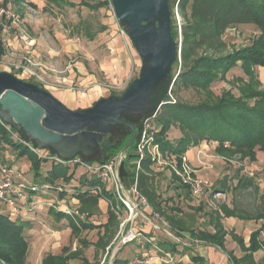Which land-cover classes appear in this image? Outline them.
<instances>
[{"label": "trees", "instance_id": "obj_1", "mask_svg": "<svg viewBox=\"0 0 264 264\" xmlns=\"http://www.w3.org/2000/svg\"><path fill=\"white\" fill-rule=\"evenodd\" d=\"M13 1L19 4L23 0ZM50 1L59 7L70 2L68 0H48V2ZM168 1L171 10L176 0ZM8 2L9 0H3L2 4L7 6ZM178 10L182 16V43L180 47L182 70L175 77L171 93L173 92L176 95L174 92L175 87H192L202 91L205 97L196 103L181 101L178 97H175L174 102H164L155 111L156 115L152 121L154 143L158 144L163 154H175L178 161H180V157L188 147L198 145L202 140L216 141V151L226 156L227 161L236 154H239L241 158L248 156L254 160L256 150L264 152V83L262 84L258 78L255 69L256 66L264 67V0H179ZM170 24L171 34L175 39L177 29L173 11H171ZM238 25L254 26L259 31V35L252 45L227 51L228 42L224 34L229 29L238 27ZM88 34L87 36L90 39L94 37V34ZM1 53L0 48V55ZM239 61L247 79H244L243 76L236 78L237 93L234 94L231 89H226L220 95H214L211 90L212 83L216 79H225L226 74L236 67ZM176 62H178V58ZM18 76L21 79L24 78L19 73ZM35 84L44 88L40 83ZM169 99L171 100L170 97ZM131 123L139 132V125L134 121ZM173 126L177 127L180 132V136L177 137L176 141L169 140L167 137ZM113 129H115L114 125L111 131ZM130 135L131 132L128 127V133L116 142L113 140L105 141L102 138L101 153L97 161H107L108 159L105 156L109 154L111 157L117 147L127 145L130 142ZM0 142L13 146L14 149L19 151L20 144L14 142L10 133L1 124ZM135 146L136 141L134 140L129 148ZM22 150L18 152L20 157L31 152L26 146ZM33 155L29 157L33 162L32 167L36 173L35 175H38L41 167L40 158L37 162L33 159ZM135 157L134 153L128 152L127 159ZM150 160L149 155L143 159V170L149 169ZM125 162L126 160L123 159L118 166L122 178H125L129 172L124 168ZM64 167L67 166L60 163L53 165L47 172L49 176L45 177V181L54 183L59 175L70 178V176H67L68 172ZM240 171L241 168L238 169L239 173ZM143 173L145 172L142 171L140 174L141 181L142 178H146ZM70 174L72 175L73 172ZM95 181H97L96 178ZM238 181L239 184L236 189H244L251 184L249 178L244 174ZM225 185H223L224 188ZM142 190L144 191V189ZM106 197L108 196L106 195ZM219 209L212 211L210 215L212 225L215 228L214 233H204L202 236L223 248V237L226 232L219 222L221 212L225 216H230L236 214V210L234 207L229 209L226 205L219 206ZM49 211L53 212L52 209ZM108 214L107 222L97 225L99 228L104 227L103 232L99 233L96 241V243L103 246L110 239L112 234L110 228L114 226L116 221L115 214L110 211ZM53 215L59 220L64 218L63 213L59 211L53 212ZM68 220L74 233L80 231L79 226L81 229L96 226L92 222H83L72 217ZM257 235V233L250 235L251 244L246 248V251L260 247L261 243L257 242ZM28 249V240L25 237V231L19 218L0 213V260L5 261L6 264H26ZM68 254L64 257L60 256L62 261L55 264H66L65 260H67ZM250 256L251 254L246 253L240 259L233 257L234 264H241ZM54 258V256H50V260H44L43 264L55 262L56 259ZM203 260L197 254L191 256V264H203ZM83 263L88 264V261L83 258ZM124 263L125 261L116 255V259L112 264Z\"/></svg>", "mask_w": 264, "mask_h": 264}, {"label": "crops", "instance_id": "obj_2", "mask_svg": "<svg viewBox=\"0 0 264 264\" xmlns=\"http://www.w3.org/2000/svg\"><path fill=\"white\" fill-rule=\"evenodd\" d=\"M23 1L28 2L29 5H31V3L34 4V2L29 0ZM28 4L27 7H29ZM54 5L57 6V4ZM111 27L114 29V31H110L109 36H107L104 32V38L100 39L105 41V47H103L105 58L101 60L102 56H100V58L97 56L99 61H96V56H91V54L88 51H85L84 48H79L77 44H69V42L66 40L64 41L61 39L60 42L63 45L62 52L73 57L70 59V63L66 65L63 70H61L55 67L53 64L33 55V52H35L33 49L35 41L33 37L28 34L25 21L11 23V33L7 37L8 47L7 49L0 47L2 50L0 58L10 61L19 60L20 56L23 55L24 50H31L33 57L39 60L42 64H49L47 66L52 69L46 71L43 70L49 77V81L53 83L52 86H44V88L47 89L52 95L54 94L58 100L63 102L67 107L69 106L71 108L82 109L84 106L88 107L95 103L99 97L106 96V92L101 87L102 83L124 78V76L130 71V67L139 60V56L134 52L133 49L130 48L129 44L124 39H122L118 33V30L112 25ZM101 35L102 34H100L99 38L102 37ZM19 40L21 43H18ZM58 52H60V50ZM5 69L7 68L2 67V70ZM262 73H264V71H262ZM57 81H60L64 86L54 84ZM89 102L92 104H88ZM124 136L125 135L120 138H123ZM213 143L214 141L202 140L198 145L188 147V149L182 155L184 157L186 156L190 168L194 170V172L191 173L192 176H207L210 180V177L213 176V173L210 169L209 160L214 157L225 159V165L221 166L222 170H226L228 166L230 168V164L228 162L229 160L227 161L226 156L216 151L217 143ZM255 152L258 159L260 156L264 158L263 152L260 150H256ZM170 156L172 158L171 160H173L172 162H175V154L170 153ZM163 158H166V156L164 155ZM137 160V156L135 158L126 160L124 168L129 172L125 178L121 177L123 185H125V188L128 189V187L136 182V184L139 185V189H144V194L147 196V198H149L153 209L161 213L162 216L170 223V227L174 229L173 232L175 233V236L172 238L174 233L172 235L170 232L171 235H169L167 230H165L163 227L154 228L150 222L139 223L136 221L133 228L134 230L141 233L138 241L142 242L145 240L146 243L144 249H140L136 240L130 251L127 253L125 252V255L117 254L118 258L125 261L124 264H128V261L130 258H132L133 254L143 253L144 250H152L155 245L158 247L160 246V248L172 256L174 262H171L170 264H191V256L194 254H197L204 259L203 264H234L233 257L240 259L246 255V253L251 254V256L248 259H245L241 264H264V176L250 178L245 173H241V171L239 173L237 171V179H231L229 184L215 183L210 180L212 183V189L205 188L199 197H193L190 193L189 186L182 182L181 178L176 174L175 171L169 170V173L164 172L163 174L161 173L158 175L160 179L166 178V181H173L171 189L168 188L169 191L167 193L169 197H166L165 194L167 193H164L163 191L159 192L158 190L154 191L152 186H149V184L146 185L144 183L147 179L152 182L151 179H153L152 177L155 176L154 174L145 172L148 173V175L146 178H142V181L140 180V173L137 175V173L133 171L134 168H140L141 162L138 164V166ZM202 160H206V163L209 164V166H204V168L200 162ZM6 162L9 163L8 161ZM94 162L97 161L94 160ZM163 162L166 163L167 161ZM154 164H156L155 159H153V162H151L149 167L154 166ZM229 168L226 173L229 175L228 178H231L232 175L230 174L231 170ZM154 169L156 170V168ZM258 169V172H264V168L260 167ZM218 174L222 175V171H218ZM243 174L249 178L251 184H249V186L244 189H236L239 184L238 179L243 176ZM158 176L156 178H158ZM84 179L86 181L82 183ZM70 180L71 178L66 180V182L69 183ZM94 182V176L90 175V177H88V175L84 173V175L81 176L79 180H74L75 184H69L73 186V190L70 193L65 191L61 193L60 196L63 201L67 197L70 198V196H77V200L81 204L80 208L82 211L87 213V217L85 220H83V222L88 221L94 224L95 218H97L95 215L101 212L103 217L101 216L102 220H100L98 223H105L108 219V212L110 211L112 213L109 203L104 200L102 195L98 196L95 194H90L87 190H85L88 189V187H92L91 185ZM171 182H169V184H171ZM224 184H226V187H222V190H219ZM80 189L83 190L82 194L80 193ZM223 191H230V194L237 195L238 198H241V196H239L240 193L252 191L258 196L259 201L255 207L253 206L248 208L242 205L236 206L237 202L234 199L231 200L230 204L228 202L227 204H224L229 209L234 207L236 214L225 216L221 212V218L219 222L226 232L223 237V248H221L217 244L206 240L202 235L204 233L212 234L215 231L210 215L212 211L220 210L219 206L222 204L217 205L215 203V201L218 202L221 200V198L217 199L214 197L215 200L212 198L216 192L225 193ZM86 193H89L87 198H85ZM106 195L108 196V199L110 198V200H112V203L115 202L110 191L107 190ZM226 197L222 198V200L224 201ZM5 207L6 206L3 204L0 205V213L9 214ZM96 210H98V212H96ZM45 211L48 214L51 213L49 210ZM40 212L41 211L36 212V215L39 216ZM43 212L44 211H42L41 214H43ZM115 216L118 218L116 214ZM14 217L19 218L25 231V229H27L26 227L29 225L28 219H24L21 216ZM67 221V224H69V220ZM253 233L258 234L256 237L257 242H259V244L261 243V245L255 250L246 251V248H248L251 244L249 238ZM69 254L67 260H70L71 258ZM65 255L67 254H58L53 256L57 258L58 256L64 257ZM156 255L163 256V253L159 251ZM67 260L65 261L67 262ZM43 262L44 260L41 264H43ZM53 263H57L56 260L55 262L53 261ZM154 264H165V262L156 260L154 261Z\"/></svg>", "mask_w": 264, "mask_h": 264}, {"label": "rangeland", "instance_id": "obj_3", "mask_svg": "<svg viewBox=\"0 0 264 264\" xmlns=\"http://www.w3.org/2000/svg\"><path fill=\"white\" fill-rule=\"evenodd\" d=\"M29 1H32L34 2V4L35 3L36 4L29 5L28 2L26 1H23L22 3L17 4L15 3V1L9 0L7 5L10 6V10L18 18V21L16 22L25 21L26 28L28 29V34L31 37H33L35 41V44L33 46L34 47L33 49L35 52H33V55L37 56L38 58L44 61H47L53 64L58 69L63 70L64 67L70 63V59L73 58L71 55L68 56L67 54L62 52L63 45L61 44L60 41L61 39H63L64 41L66 40L67 42H69V44H77L79 48L80 47L84 48V50L88 51L91 54V56L93 57L96 56L95 57L96 61H99L98 57L100 58V56H102L101 60L105 58V53L103 51L104 49L103 47H105V41L100 40V39L104 38L103 37L104 32L107 36H109L110 31L112 32L114 31L111 25L115 27L117 30L119 27L117 25L115 14L112 10L110 0H68L70 2H68L67 4H64V6H61V7L54 5V3H51V2L49 3L48 0H29ZM2 3L3 1L0 0V5H3ZM27 4L29 5V7H27ZM171 11L173 10L171 9ZM173 14H174V11H173ZM179 16L182 19L181 13H179ZM174 19L176 22V29H177L176 30L177 36L175 39L180 48L182 40L179 39L178 37V34H179L178 25H177L178 19L176 16L174 17ZM88 33L94 34V37L90 39L87 36L89 35ZM100 34H102L101 35L102 37L99 38ZM258 35H259V31L254 26H251V25H238V27L236 28H231L224 34V37L226 41L228 42V47L226 48V50L233 51L235 49L242 48L243 46L252 45L254 40L258 37ZM18 43H21V41L19 40ZM129 43H130L129 45L130 48L133 49L131 46L130 40H129ZM59 50L60 52H58ZM178 56H179L178 62L176 63L174 62L172 66L173 68L172 72L174 76H177L178 73L182 70V67H181L182 60H181L180 51H179ZM240 63L241 62L239 61L236 67L231 69L226 74L225 79H216L212 83L211 90L214 95H220L221 92L226 91V89H231L234 94L237 93L236 78L243 76L244 79H247V76L244 74L240 66ZM139 65H140V59L138 60L137 63L133 64L130 67V70L131 68L134 69L133 76H132L133 79L139 73ZM255 69L258 74V78L261 80L263 84L264 83V73H262V71H264L263 70L264 67L256 66ZM0 71H3L1 66H0ZM4 71H8V72L10 71L11 73H14L17 76L19 72L18 70H16L14 67H11V66H8V68L5 69ZM23 79L33 82V83L34 82L39 83L31 77L25 76ZM174 92L176 95H174V93L172 92L171 96H173L174 98L178 97V99H180L181 101L190 102V103H196L197 101L205 97L202 91H200L199 89L192 88V87H189V88L188 87H181V88L175 87ZM110 94L106 93V96H109ZM168 100H170L169 97L166 98L165 102H168ZM88 104H92V103L89 102ZM72 109H80V108H72ZM148 115L150 114H147V115L140 114V116L126 114L124 118L122 117L125 121H128V122L134 121L139 125L138 127H140L139 128L140 131L139 132L137 131L135 139H134L136 141V144L138 142L137 140L140 138L139 136L141 132L143 131V127H144L143 122L148 117ZM124 126L122 124L114 125L115 129L103 135L102 137L103 140L105 141L113 140L114 142H116L117 140L120 139V137L128 133V127H124ZM178 136H180V132L177 127L173 126L169 130L167 137L169 138V140L176 141V138ZM12 139L14 140V142L16 141L13 137ZM129 143L127 145H120V147H117L114 150V153H112L111 157L108 154L105 156V158L109 160L112 157H115V159H117L118 161L120 157L119 156L120 153L121 155L126 156V158H127L128 152L135 154V147L129 148L128 147ZM20 145H19L20 148L18 151L14 149L13 146H9L5 144L4 142H0V159L8 161L9 164L11 163V166H13L15 169H18L19 171H21L22 174H24L25 179L27 180L29 179L39 184L41 182H46L45 177L49 176V173L47 172L52 168L53 165L55 166L58 163L56 162L54 163L48 159H43V158L39 159L38 156L35 153H33L26 145L25 146L34 155L30 152L26 154L25 156L20 157L18 152H20L25 147L24 145L22 146ZM100 153H101V146H100L99 152L94 156L95 158L89 159V160L97 161ZM31 154L33 155V159H35V161L38 162V159L40 160L41 167L39 169L38 175H35L36 173L32 167L33 162H31V159L29 157V156H32ZM159 154H160L159 158L155 160L156 164L152 166L156 168V170L152 167H149L148 170H143V167H142L143 159L147 155H149L145 153V156L140 161L141 162L140 168L139 167L138 169L134 168L133 171H135L137 175L139 173L141 174L142 171L154 174L155 176H153L152 177L153 179H151L152 182H150V180L147 179L146 182L144 183L146 185L149 184V186H152L154 191L158 190L159 192L163 191L164 193H167L169 191L168 188L171 189V185L173 184L172 183L173 181L172 182L171 180L166 181V178L160 179L158 175H160L161 173L163 174L164 172L169 173L170 171H175L177 174L182 164V159H184L183 158L184 156L180 157V161H178L177 157L175 156V162H172L173 160H171L172 158L170 156V153L163 154L159 150ZM164 155L166 156V158H163ZM150 159L151 160H150L149 165H151V162H153V158L151 156H150ZM163 161H167V162L165 163ZM209 161L208 162L210 164V169L212 170V173H213V176L210 177V180L215 183H226V184L228 183L229 184V181L231 179L233 178L237 179L236 172L238 171L239 165L241 167L244 166L247 170L254 171V175L249 176L250 178L252 177L258 178L259 176L261 177L264 176V172H258L259 170L258 168L260 167L264 168V158L261 156L258 159L256 155L254 160L250 159L248 156L241 158L239 154L231 156L228 161L230 164V168L229 166L228 168L231 170L230 174L232 175L231 178H228L229 175L226 173L228 171V168L226 170L225 169L222 170L221 166L225 165L224 158L219 159L217 157L216 158L214 157V158H211ZM200 162L203 167L209 166V164L206 163V160H202ZM64 168L67 170L66 172H68L67 176H70L71 178L69 182V184L71 185L75 184L74 183L75 179L79 180V178L83 176L84 173H87L80 168H76L73 170L71 164H69V166L64 167ZM220 170L222 171V175L218 174V171ZM70 171H73L74 173L71 175ZM241 173H244V172L241 171ZM88 174H89L88 177H90L91 174L90 173ZM143 175L147 176L148 173H143ZM157 176L158 178H156ZM68 179L69 178H64L63 175L62 176L59 175L58 179H55V180L60 181V182H66V180ZM204 179L210 181L209 177L207 176H204ZM85 181L86 180L84 179L82 183H84ZM55 182L53 184H55ZM169 182H171V184H169ZM98 184H101L103 188H105L106 186L101 181L100 182L95 181L92 184V186H96ZM222 187L223 185L220 187L221 189L219 188L218 189L222 190ZM71 190L73 189L71 188ZM85 190H87L90 194H95L91 192L90 187H88V189H85ZM139 190L144 193L143 190L141 189ZM49 191L52 192L53 194L57 192L55 188ZM82 191L83 190H81L80 192L81 194L83 193ZM223 192L225 193L221 192L223 196L221 197V200H219L218 202L215 201L217 205L218 204L224 205L225 203L227 204V202L230 204L231 200L234 199L237 202L236 206L242 205L248 208V207H253V206L255 207L257 202L259 201L258 196L255 195L252 191H245L244 193H240L239 196H241V198H238L237 195L230 194V191H223ZM89 193L85 194L86 195L85 198L88 197ZM104 193H106L105 190L103 191V195ZM29 195L33 198H38L40 200L47 198V196L43 194L40 195V193L37 191H29ZM95 195H98V194L96 193ZM165 196L169 197L168 193L165 194ZM224 197L226 198L223 201L222 198ZM215 198L213 196L212 199L215 200ZM64 201H66V204L70 207L71 206L72 207L77 206L79 208L81 207L80 202L77 200V196L76 197L70 196V198L67 197L64 199ZM5 208L7 209V207ZM45 210H48V208L44 207L42 209H36L34 210V212H28V214H24L21 216L22 218L28 219L29 221V225L26 227L27 229H25V237L28 240V246H29L27 256H26V264H41L43 260H50L49 259L50 256L58 255V254L64 255L68 253H70L69 256H71V258L70 260H67L66 264H84L83 258H85L86 261H88V264H110L109 262L111 260H109V257L112 253V249L110 248L111 250H108V252L106 253L107 247L112 244V242L114 241L117 235L125 234V232L127 231V229L123 231L120 230L118 226L119 219L116 218L114 226L110 228L112 234H111L110 239L106 242L107 244L105 246L99 245L98 243H96V241L98 239L99 233L104 230V227L99 228L97 226L99 224L98 222H100V220H102L101 218L103 217V214L101 212L95 215V217L97 216L94 222V225H96L95 227L81 229V227L78 225L80 231L78 233H74L71 226L67 224L68 222L67 220L69 219V217L65 216L64 214L63 215L64 218L62 220H59V219H56L54 215H52L53 212H55V209L54 210L52 209L53 212L50 214H48ZM38 211H41V212L44 211V212L43 214H41L40 212V215L38 216L36 215V212ZM96 212H98V210H96ZM173 230H174L173 228H170L169 230L172 233V235L174 233ZM174 236H175V233H174ZM138 238L139 236L136 238L138 244L146 243L145 240L142 242L138 241L139 240ZM136 240L126 244L127 246L119 244V249L115 252L113 256L114 259H116L117 254L125 255L128 251H130V249L132 248V245L134 244ZM75 245L77 247L76 250L73 249ZM113 246L114 244L112 245V247ZM55 259H56V262L62 261L60 256H58ZM114 259L111 261L112 263L114 262ZM0 261H1L0 264H6L5 261H2V260ZM170 261L172 263L174 262L173 259ZM48 264H54V263H48ZM165 264H169V263H165Z\"/></svg>", "mask_w": 264, "mask_h": 264}, {"label": "water", "instance_id": "obj_4", "mask_svg": "<svg viewBox=\"0 0 264 264\" xmlns=\"http://www.w3.org/2000/svg\"><path fill=\"white\" fill-rule=\"evenodd\" d=\"M117 25L139 56L138 75L120 94L99 97L91 106L72 109L35 83L0 71V118L38 149L66 161L93 159L103 135L113 125L130 128L128 147L137 130L122 117L147 115L165 101L172 87V66L180 48L171 34L168 0H110Z\"/></svg>", "mask_w": 264, "mask_h": 264}, {"label": "built area", "instance_id": "obj_5", "mask_svg": "<svg viewBox=\"0 0 264 264\" xmlns=\"http://www.w3.org/2000/svg\"><path fill=\"white\" fill-rule=\"evenodd\" d=\"M178 3L179 0H176L172 10L174 11V17L176 16L178 19V37L181 39L182 19L179 16ZM16 21H18V18L10 10V6L0 5V47L7 49V37L11 33V23H16ZM118 33L122 39H124L130 45L124 29L118 27ZM0 66L6 68H8V66L14 67L19 71L18 73L22 77H31L39 82L42 86L50 87L53 84L49 81V77L46 75V72L43 71L52 69L33 57L31 51L28 49L24 50L23 55L18 61H10L0 58ZM133 71L134 69L131 68L124 78L102 83L101 87L108 94L122 93L128 86V83L133 79ZM175 77L176 76L172 77V86L174 84ZM54 84L64 86L60 81H57ZM171 89L168 92V96L171 98V100H168V103L175 101V98L171 96ZM155 115L156 112L154 111V113L148 115V117L143 122V131L141 132L139 136L140 138L137 140L138 142L135 146V155L138 157L137 165L145 156V153L149 154L155 160L160 156L159 146L153 141L152 121L155 118ZM0 124L6 129V131L10 133L11 137H13L20 144L24 146L26 145L33 153L38 156V158L48 159L54 163L56 162L66 166L71 164L72 169L80 168L87 172V174L90 173L92 176H94L97 181H101L106 185L105 188H103L101 184L96 186L91 185L92 187H90V190L92 193L102 195L104 200L109 203L112 213L116 214L119 219L118 226L120 230L123 231L127 229L125 234L117 235L112 244L107 247L106 253L108 250L112 249L109 260L112 261L114 259L113 256L119 249V244L126 245L136 240V238L140 236L141 233L134 230L133 228L136 221L139 223L150 222L154 228L163 227L165 230H167V233L171 235L169 230L172 227H170L167 220L159 212L157 213L153 209L149 198H147V196L139 190L136 182L128 187V189L125 188V185H123L122 178L118 171V165L126 156H123L120 153L118 161L115 159V157H112L105 162H94L80 156H74L72 159H69V161H66L62 158H59L57 154H53L47 149L36 148L31 142L27 141L26 139L24 140L17 130L12 128L11 125L9 126L5 124L1 118ZM214 143L217 142L214 141ZM183 158L184 159H182V164L177 174L181 178L182 182L189 186L191 195L193 197H199L205 188L212 189V183L210 181L204 179L202 176L198 177L191 175L194 170L190 168L187 159L185 157ZM239 168H241V171L247 176L254 175V171L247 170L244 166L241 167L239 165L238 169ZM53 188L57 190V192L54 194L49 191ZM71 188L73 189V186L69 185L68 182L56 181L55 184L41 182L39 184L29 179L27 180L21 171L15 169L5 160L0 159V205H5L7 207L6 211L12 217L22 216L24 214H28V212H34L36 209H42L45 207L48 208V210L55 209V212L59 211L69 218L72 217L75 220L78 219L79 221H83L86 219L87 213L82 211V209L77 206H68L66 201L61 199V193L65 191L70 193L72 191ZM104 190L110 191L113 200H115L114 203L111 202L112 200L103 195ZM29 191H37L40 193V195L43 194L47 196V198L42 200L33 198L29 195ZM213 196L217 198L223 197L222 193L220 192H216ZM173 237L174 235L172 238ZM113 244L114 246L112 247ZM138 246L140 249H144L145 243H139ZM73 249H77L76 245L73 247ZM159 251L163 253V256L156 255ZM156 260L170 264L172 256L160 248V246L158 247L155 245L152 250H144L143 253L133 254L128 264H154V261ZM111 261L109 262L110 264L112 263Z\"/></svg>", "mask_w": 264, "mask_h": 264}]
</instances>
